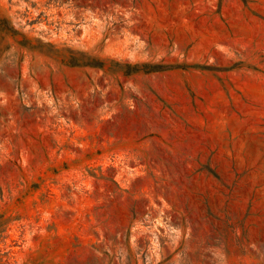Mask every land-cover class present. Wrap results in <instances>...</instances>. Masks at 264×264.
Here are the masks:
<instances>
[{
	"label": "rangeland",
	"instance_id": "rangeland-1",
	"mask_svg": "<svg viewBox=\"0 0 264 264\" xmlns=\"http://www.w3.org/2000/svg\"><path fill=\"white\" fill-rule=\"evenodd\" d=\"M0 264H264V0H0Z\"/></svg>",
	"mask_w": 264,
	"mask_h": 264
}]
</instances>
